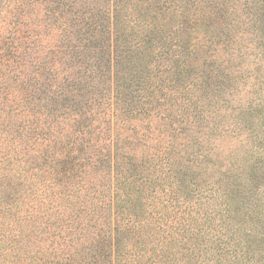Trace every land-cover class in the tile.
I'll return each instance as SVG.
<instances>
[{
    "label": "trees",
    "instance_id": "1",
    "mask_svg": "<svg viewBox=\"0 0 264 264\" xmlns=\"http://www.w3.org/2000/svg\"><path fill=\"white\" fill-rule=\"evenodd\" d=\"M0 16V264H264V0Z\"/></svg>",
    "mask_w": 264,
    "mask_h": 264
},
{
    "label": "rangeland",
    "instance_id": "2",
    "mask_svg": "<svg viewBox=\"0 0 264 264\" xmlns=\"http://www.w3.org/2000/svg\"><path fill=\"white\" fill-rule=\"evenodd\" d=\"M2 16H0V22L2 21V18H1Z\"/></svg>",
    "mask_w": 264,
    "mask_h": 264
}]
</instances>
